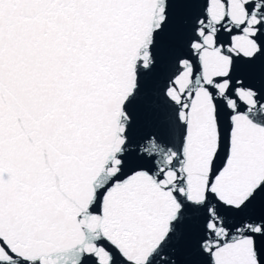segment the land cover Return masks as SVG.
Returning a JSON list of instances; mask_svg holds the SVG:
<instances>
[{
  "label": "snow or ice",
  "instance_id": "6c2138e0",
  "mask_svg": "<svg viewBox=\"0 0 264 264\" xmlns=\"http://www.w3.org/2000/svg\"><path fill=\"white\" fill-rule=\"evenodd\" d=\"M0 264H264V0H0Z\"/></svg>",
  "mask_w": 264,
  "mask_h": 264
}]
</instances>
